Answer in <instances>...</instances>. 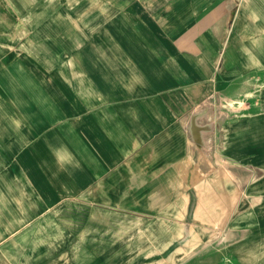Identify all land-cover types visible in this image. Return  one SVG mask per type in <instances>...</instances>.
Masks as SVG:
<instances>
[{
    "label": "crops",
    "instance_id": "crops-1",
    "mask_svg": "<svg viewBox=\"0 0 264 264\" xmlns=\"http://www.w3.org/2000/svg\"><path fill=\"white\" fill-rule=\"evenodd\" d=\"M9 2L0 264H264V0Z\"/></svg>",
    "mask_w": 264,
    "mask_h": 264
},
{
    "label": "rangeland",
    "instance_id": "rangeland-1",
    "mask_svg": "<svg viewBox=\"0 0 264 264\" xmlns=\"http://www.w3.org/2000/svg\"><path fill=\"white\" fill-rule=\"evenodd\" d=\"M9 1L10 0H0V3L10 4ZM230 106V104L229 106L226 104L224 110L227 109L226 107L230 108ZM232 107H236V104H232ZM231 115L233 116V114ZM0 241L2 242L1 238ZM3 241L8 242L9 240L6 237ZM220 247L221 245H218L214 248V250H217ZM126 256L132 257L133 264H137L141 260H146L147 263L145 264H239L236 257V252L233 253L229 252L228 250L223 252H208L206 249H204L196 253L182 254V260H179L178 258L175 259L170 253H129Z\"/></svg>",
    "mask_w": 264,
    "mask_h": 264
}]
</instances>
